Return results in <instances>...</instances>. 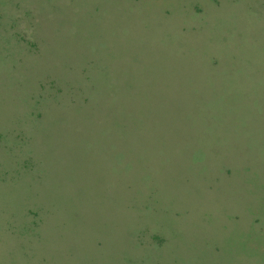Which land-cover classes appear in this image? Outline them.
Instances as JSON below:
<instances>
[{
    "label": "rangeland",
    "instance_id": "rangeland-1",
    "mask_svg": "<svg viewBox=\"0 0 264 264\" xmlns=\"http://www.w3.org/2000/svg\"><path fill=\"white\" fill-rule=\"evenodd\" d=\"M0 264H264V0H0Z\"/></svg>",
    "mask_w": 264,
    "mask_h": 264
}]
</instances>
